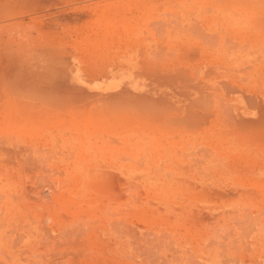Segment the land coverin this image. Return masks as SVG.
Masks as SVG:
<instances>
[{"label": "rangeland", "instance_id": "obj_1", "mask_svg": "<svg viewBox=\"0 0 264 264\" xmlns=\"http://www.w3.org/2000/svg\"><path fill=\"white\" fill-rule=\"evenodd\" d=\"M106 1L0 0V264L103 231L134 262L144 230L148 258L190 264L194 204L264 198V0H161L140 31L107 29Z\"/></svg>", "mask_w": 264, "mask_h": 264}, {"label": "crops", "instance_id": "obj_2", "mask_svg": "<svg viewBox=\"0 0 264 264\" xmlns=\"http://www.w3.org/2000/svg\"><path fill=\"white\" fill-rule=\"evenodd\" d=\"M107 0L103 3L108 14L122 13L120 21L123 26L107 29L140 31L161 29L162 3L161 0ZM97 5H99L97 3ZM148 5L150 12L147 13ZM154 15L155 19L147 21V15ZM152 26H148V25ZM94 94H106L118 90H88ZM264 143V136L263 140ZM252 175L256 180L264 183V166L253 168ZM204 200V204H194L201 208L195 212L196 221L190 226V264H264V198L252 200L251 215L240 216L234 210L226 207L244 206L237 200ZM161 235H166L163 231ZM91 240H106L99 245L91 242L90 246L82 243L76 247L75 259L67 258L66 263L56 264H178V257L169 259L155 255L148 258L146 230L139 232L138 260L131 262V256H136V246L132 232H91ZM89 239V238H88ZM123 239L119 242L116 240ZM86 255V257H84ZM173 259H177L173 263ZM47 264V263H45ZM51 264V263H48Z\"/></svg>", "mask_w": 264, "mask_h": 264}, {"label": "bare ground", "instance_id": "obj_3", "mask_svg": "<svg viewBox=\"0 0 264 264\" xmlns=\"http://www.w3.org/2000/svg\"><path fill=\"white\" fill-rule=\"evenodd\" d=\"M0 74H1V73H0ZM4 78H5V77H4ZM4 78H3V79H4ZM5 79H6V78H5ZM3 81H4V80H3ZM4 83H5V81H4ZM8 86H9V85H8ZM13 86H14V85H13ZM13 88H14V87H13ZM5 90H6V89H5ZM12 90H13V89H12Z\"/></svg>", "mask_w": 264, "mask_h": 264}]
</instances>
